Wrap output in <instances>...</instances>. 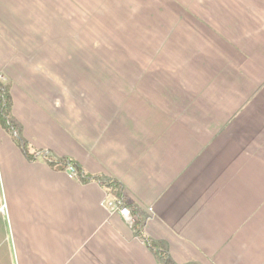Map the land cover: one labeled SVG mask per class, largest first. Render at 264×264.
Returning <instances> with one entry per match:
<instances>
[{
	"label": "crops",
	"instance_id": "0c3cea01",
	"mask_svg": "<svg viewBox=\"0 0 264 264\" xmlns=\"http://www.w3.org/2000/svg\"><path fill=\"white\" fill-rule=\"evenodd\" d=\"M212 3L223 49L252 42L219 96L79 62L69 24L98 0H0V264H264V22ZM111 183L133 224L101 206Z\"/></svg>",
	"mask_w": 264,
	"mask_h": 264
},
{
	"label": "rangeland",
	"instance_id": "374dc122",
	"mask_svg": "<svg viewBox=\"0 0 264 264\" xmlns=\"http://www.w3.org/2000/svg\"><path fill=\"white\" fill-rule=\"evenodd\" d=\"M212 1L98 0L100 7L84 9V23L69 24L70 33L79 32L78 39L69 40V46L82 51L83 54L76 57L79 62L82 59L85 63L114 64L119 68L127 64H147L152 69L151 65H156L155 69L158 67L160 71L149 72L148 78L180 81L182 94H227L231 86L237 84L236 65L243 69L247 61L253 62L252 56H239L238 49L247 51L244 48L252 42L245 39V47L238 46L243 40L235 38V34L237 48L221 47L219 35L211 29L220 32L218 21L224 23L228 17L218 20L222 9L216 8ZM221 1L229 7L232 15L228 21L234 24L242 13L264 22V0ZM211 8L218 14L212 16ZM209 17L215 18L210 20ZM207 18L215 21L214 24ZM228 26L236 29V24ZM260 26L262 28L254 26L252 36H262L264 23ZM220 51L229 54L221 56ZM242 58L243 61L238 62ZM121 74L136 79L145 75L140 72ZM3 91L5 97L4 87Z\"/></svg>",
	"mask_w": 264,
	"mask_h": 264
},
{
	"label": "built area",
	"instance_id": "2783aa9c",
	"mask_svg": "<svg viewBox=\"0 0 264 264\" xmlns=\"http://www.w3.org/2000/svg\"><path fill=\"white\" fill-rule=\"evenodd\" d=\"M4 78L0 76V100L2 101V105H4V91H3V83ZM41 155L46 158L47 153H41ZM62 172L71 180H77L83 177V174L78 172L76 168L72 164H67ZM101 206L108 211L109 213L117 212L122 219H124L127 223L133 224V219L131 215V211L124 206V201L121 198H113V199H104L101 202Z\"/></svg>",
	"mask_w": 264,
	"mask_h": 264
},
{
	"label": "trees",
	"instance_id": "16d2710c",
	"mask_svg": "<svg viewBox=\"0 0 264 264\" xmlns=\"http://www.w3.org/2000/svg\"><path fill=\"white\" fill-rule=\"evenodd\" d=\"M2 102V101H1ZM7 108H8V103H7V97L5 95L4 97V105H2V103L0 104V113H2L4 116L7 115ZM67 164H72L76 170L78 172L81 173L80 171V168L74 163V162H70V161H61V162H58L57 164H54L53 165H59V168L62 170ZM106 187H109L112 191L115 192V195L116 197L115 198H121V194H120V189H119V186L116 185V183H111V184H107Z\"/></svg>",
	"mask_w": 264,
	"mask_h": 264
}]
</instances>
